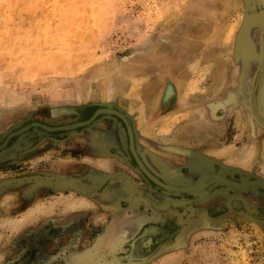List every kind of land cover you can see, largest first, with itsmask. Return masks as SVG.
Masks as SVG:
<instances>
[{
	"label": "rangeland",
	"instance_id": "rangeland-1",
	"mask_svg": "<svg viewBox=\"0 0 264 264\" xmlns=\"http://www.w3.org/2000/svg\"><path fill=\"white\" fill-rule=\"evenodd\" d=\"M106 106L164 184H264V0H0V264H264L260 187L166 192L111 114L29 126Z\"/></svg>",
	"mask_w": 264,
	"mask_h": 264
},
{
	"label": "water",
	"instance_id": "water-1",
	"mask_svg": "<svg viewBox=\"0 0 264 264\" xmlns=\"http://www.w3.org/2000/svg\"><path fill=\"white\" fill-rule=\"evenodd\" d=\"M99 114H111V115H114L116 117H118L122 123L124 124L125 126V132H124V136L127 137V141H128V150L134 160V163L136 165V168L138 169V171H140L148 180H150L152 183H154L155 185H157L158 187L162 188L164 191L166 192H169V193H191V190L190 189H187V190H179L178 188L176 189H173V188H168L167 185L168 184H164L162 182H160L159 180H157L154 176H152L147 170L146 168L144 167V165L142 164V162L140 161V159L138 158V156L136 155L135 151H134V148H133V144H132V135H131V131H130V127L125 119V117L123 115H121L120 113H118L117 111L111 109L110 107H101V108H98L96 109L93 114L90 116V118L88 120H86L85 122H77V123H73V124H70V125H67V126H62V127H46V126H42V125H38L36 123H31L29 126H33V127H37V126H40L42 129L46 130V131H55V130H60V129H73L74 127H77V126H81V125H84V124H87L89 123L90 121H92V119H94L97 115ZM29 126H25L21 129H19L17 132L15 133H19V132H22L24 129H26L27 127ZM10 135H8L9 137ZM204 176V175H203ZM201 176L198 181L193 184V185H189V187H193L195 186L199 181L200 179L203 177ZM255 180H249V186H259L261 189L264 190V184L260 185V184H257L254 182ZM253 182V183H252ZM234 183V184H232ZM224 185H230L232 186L233 188H237L239 189L240 186H237V184H240V182H234V181H228L223 183ZM187 187V188H189ZM245 187H248V186H245ZM243 188V187H241Z\"/></svg>",
	"mask_w": 264,
	"mask_h": 264
},
{
	"label": "bare ground",
	"instance_id": "bare-ground-1",
	"mask_svg": "<svg viewBox=\"0 0 264 264\" xmlns=\"http://www.w3.org/2000/svg\"><path fill=\"white\" fill-rule=\"evenodd\" d=\"M210 176H211V178H213L215 175L213 174V175H206V176H203L201 179H200V181L195 185V186H193V187H189V186H181V185H173V184H171V185H167V187L168 188H173V189H176V188H178L179 190H187V189H190L191 190V193H198L199 191V189H202V190H200V191H204L206 188H208L210 185H212V184H214V183H221V184H223V183H225V182H227L228 183V181L230 182L231 180H229V179H226L225 177H223V176H221V175H219L218 177H216V178H214V180H217V181H219V182H217V181H215V182H212V181H210V180H208V182L206 183V179L207 178H209L210 179ZM255 183H257V184H260V185H262L263 183L262 182H259V181H254ZM203 183H204V185H203ZM253 183V182H252ZM232 184H234V183H232ZM237 186H240V188L241 187H245V186H249V181L247 180V179H245V180H242L241 182H240V184H237ZM187 187H189V188H187ZM227 187H232V186H230V185H227ZM259 187V186H258ZM162 206H164V205H162Z\"/></svg>",
	"mask_w": 264,
	"mask_h": 264
}]
</instances>
